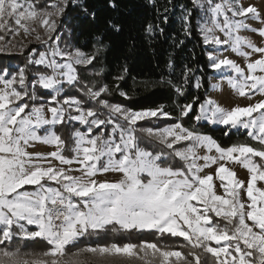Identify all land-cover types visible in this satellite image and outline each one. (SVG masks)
<instances>
[{
	"label": "snow or ice",
	"instance_id": "snow-or-ice-1",
	"mask_svg": "<svg viewBox=\"0 0 264 264\" xmlns=\"http://www.w3.org/2000/svg\"><path fill=\"white\" fill-rule=\"evenodd\" d=\"M71 2L86 16L95 18V12H89L87 0ZM69 3L70 0H55L49 4L53 9L49 11L36 8L31 0H0V42H5L7 35V44H11L21 31L25 36L35 35L36 40L45 44L51 41L48 51L39 52L35 58L33 50L29 58L28 62L38 68L31 82L23 68L14 74L7 68L0 70V244L15 237L40 238L50 245V250L40 257L25 259L19 250L5 249L0 251V264H65L62 257L68 245L109 229L182 237L190 251L183 253L149 242L122 246L112 243L81 251L105 259L138 257L143 264H201V252L211 254L214 264H264V188L257 187L258 181L264 182V99L225 109L208 98L195 116L196 121L203 119L249 130L248 135L261 144L260 149L247 144L221 147L212 137L180 122L162 129L138 130V121L158 114L170 118V114L162 106L134 111L112 104L104 98L109 92L106 84L97 86L81 79L78 68L93 65L107 46L102 37H96L92 54L79 48H61L58 21ZM194 3L208 16L200 27L203 43L215 46L217 52L228 46L245 58L242 67L227 56L220 58L209 51L210 66L216 70L230 69L235 75L228 77V83L240 96L250 92L264 94V43L258 45L240 34L249 31L264 41V9L252 3L245 5L241 0ZM109 6L115 8L116 4L109 0ZM191 15V10H185L188 36ZM164 19L166 22L167 17ZM249 21L260 26L253 27ZM36 25L43 29L46 38H42ZM110 26L119 31L117 25L110 22ZM157 30L163 32L158 26H146L149 34ZM5 47L6 44L0 45V51ZM191 71L186 69L185 83ZM124 72L127 73L126 66ZM101 74L102 70L96 73ZM65 86L81 91L97 106H85L84 99L63 95ZM201 86L198 79L196 87ZM38 89L51 93L46 103L39 102L43 97L37 94ZM175 90L183 95L182 87L176 86ZM191 110L192 104L183 105L180 115L187 116ZM253 113L258 115L253 117ZM65 121L85 126L84 131L73 133L70 157L64 155L65 141L54 131L56 125ZM41 129L43 135L39 134ZM138 131L169 151L142 147ZM35 143L56 150L47 154L29 152L27 149ZM182 143V147H177ZM201 148H206L203 155L199 154ZM213 149L217 155L210 154ZM170 157L183 161V166L174 168ZM254 157H259V161ZM52 159L61 165L79 167H56ZM229 162L249 172L247 182L227 167ZM213 165L215 172L205 173ZM74 171L80 175H72ZM108 172L117 173L120 178L96 179ZM214 177L219 180L223 195L217 194ZM25 186H34V190H26ZM241 191L246 199H242ZM214 218L223 223H214ZM27 226H36V230L30 231ZM211 242L218 246L213 247Z\"/></svg>",
	"mask_w": 264,
	"mask_h": 264
},
{
	"label": "trees",
	"instance_id": "trees-1",
	"mask_svg": "<svg viewBox=\"0 0 264 264\" xmlns=\"http://www.w3.org/2000/svg\"><path fill=\"white\" fill-rule=\"evenodd\" d=\"M113 2L116 4L115 8L109 6V0H87L89 12H95L93 19L70 1L64 16L59 20V28L63 32V37L65 35V41L72 42L85 53L94 52L96 37H102L107 46L93 65L78 68L85 83L95 82L97 86L106 84L109 92L104 94L105 99L134 111L157 109L162 106L163 110L170 114V118L166 117L167 122H180L184 127L207 134L221 147L227 148L236 144H247L258 149L262 147L248 135L247 131L230 130L224 126L213 127L209 123L195 120L199 106L205 102L210 91L214 69L208 59L210 49L203 43L200 32L201 12L194 0H113ZM79 3L80 0H76V4ZM185 10L192 11L190 36L185 34ZM110 22L117 25L119 31L111 27ZM148 24L158 26L163 32L157 30L154 34L147 33ZM30 48L31 46L19 55L0 54V70L7 68L11 73L23 68L28 82H31L38 68L28 62L31 56ZM125 66L127 73L124 72ZM186 69L192 71L188 73L185 83ZM101 70L102 74L96 75ZM121 75L124 78L117 80L116 77ZM198 79L202 85L199 88L196 87ZM176 86L182 87L183 95L176 92ZM37 94L43 97L42 101L51 96L48 90L38 89ZM63 94L84 99L85 106L89 104L92 107L97 106L95 101H88L83 93L75 88L65 86ZM187 104H192V110L187 116H181V107ZM146 124L147 122H144L136 127L139 130L141 125ZM76 125L78 124L72 121H65L54 128L65 141L63 149L65 156L72 155ZM138 135L141 136L142 147L169 151L139 131ZM169 159L174 168L183 166V161L178 158ZM25 189L33 190L34 186H26ZM214 220L220 221L216 218ZM144 242L156 243L158 246L183 253L190 251L187 241L182 237H173L170 234L160 236L155 231L114 232L109 229L81 237L75 245L67 246L66 252L67 256L71 255V260L75 261V264H143L138 257L133 260L119 257L101 260L92 258V253L81 250L112 243L122 246L126 243L140 245ZM49 247V244L40 238L25 240L15 237L11 242L0 244V251L19 250L23 257H30L41 255ZM211 261L210 255L201 252V264H214Z\"/></svg>",
	"mask_w": 264,
	"mask_h": 264
},
{
	"label": "rangeland",
	"instance_id": "rangeland-1",
	"mask_svg": "<svg viewBox=\"0 0 264 264\" xmlns=\"http://www.w3.org/2000/svg\"><path fill=\"white\" fill-rule=\"evenodd\" d=\"M31 2L38 9L47 8L49 11H51L53 9H51L48 6H49L50 3H55V0H31ZM241 2L244 3L245 5H247L249 3H252V4H255L257 7L264 9V0H241ZM200 12H201V17H200L199 23H200V27H201L207 21L208 16L205 14L203 9H200ZM9 23H12V21H9ZM58 23H59V21H58ZM249 23L252 24L253 27H259L260 26L258 23L253 22V21H249ZM36 28H37V31L42 36V38H46L45 37V33L43 32V29L40 28L39 25H36ZM58 32L61 33V41H60L61 48H65V49L77 48V47L74 46V44L72 42H70V41L66 42L65 41V35L63 37V32L60 31V28H58ZM0 34H2V33H0ZM217 34L221 35L219 32H217ZM240 34L250 37L258 45L264 43V41H262L261 37H259L258 35L254 34L252 32L242 31ZM223 38L224 37L221 35V39H223ZM7 40H8V37L6 35L5 42H0V45H5L6 44L5 50L0 51V54H6V55H16V54H18L19 55V54L24 53L31 46V48H30L31 49V52H30L31 55H32L33 49H34L36 54H37L35 56V58H38V53L39 52L48 51V45L51 44V41H49L48 44H45V43L42 42V40L41 41L36 40L35 35L25 36L22 31H21L20 36L16 37L11 42V44H7ZM20 44H22L23 46L22 47L19 46ZM207 46L210 49L209 51H213L214 54L220 56V58H223L224 56H227L228 58H231V59L237 61V63H239L242 67L245 65V58H243V57L237 55L236 53H234L233 51H231V49L228 46H222V49L219 52L215 51V46H213L211 44H209ZM245 50L248 51L247 48H245ZM253 58H255V57H253ZM17 72H18V70H15L14 72H11V73L14 74V73H17ZM234 75L235 74L230 69H227V68H221L220 70L214 69V73L211 76V88H210V91L208 93L207 99L211 98L212 100L216 101L217 104H219L221 107H223L225 109H231V108H233V107H235L237 105L243 107V106H247V105H250V104H255V103L259 102L260 100L264 99V94H260V93H256L255 95H253L250 92L247 96H240L228 83V77L229 76H234ZM214 86H216V87H214ZM0 87H2V85H0ZM63 93H64V91H63ZM25 99L27 100V98H25ZM49 99L50 98H48L45 101H39V102H45L46 103ZM202 104H204V103H202ZM122 106L127 108L124 105H122ZM127 109H129V108H127ZM257 115H258V113H253V117H255ZM245 119H247V118H245ZM200 121L201 122H205V123H209L213 127L224 126V127H228L230 130L233 129V130H239V131L240 130L241 131H247V132L249 131V130H246V129H243V128L236 129V128H231L230 126H226V125H222V124H213V123H211V122H209L207 120H203V119L200 120ZM67 122H69V121H67ZM72 122L78 124V125L75 126V131L76 130L84 131V128H85L84 125L79 124L78 122H75V121H72ZM144 122H147L146 126H142L141 125V128H139V129L149 128V127H151V128H161L162 129V128L169 127V126L177 123V122L169 123V122H167L166 117H161V116H159V114H158L157 117L145 118V119H143L141 121H138L137 125H140L141 123H144ZM198 133H200V132H198ZM39 134L43 135L44 134V130L41 129ZM203 135H207V134H203ZM207 136H209V135H207ZM250 137L252 139H254L252 136H250ZM254 140L257 141L256 139H254ZM183 143H186V142H183ZM183 143L180 144V145H177V147H182ZM27 150L29 152H31V153H44V154H47V153H49L51 151H55L56 149L54 147H52V146H49V145H46V144H43V143H35L32 146H30ZM205 152H206V148H201L199 150V154L200 155L205 154ZM210 154L211 155H217L215 149H213ZM253 159L255 161H258V159H260V158L259 157H254ZM200 163H203V161H200ZM52 164L55 165L56 167H65V168L71 167L73 169L79 167V165H77V164H73L71 166L61 165L59 163V161H57L55 159H52ZM227 167H229L230 169L234 170L235 173H236V176L239 179H241V180H243L245 182L248 181L250 174L241 165L233 164V163L229 162L227 164ZM215 168H216V166L213 165L211 168L205 169V173L215 172ZM205 173H202V175L205 174ZM72 175L78 176V175H80V172L74 171V172H72ZM119 178H120L119 174L112 173V172L104 173V174L98 175L96 177V179H98V180H109V181H115V180H118ZM213 182L216 184V189L215 190H216L217 194L223 195L224 192H223V189L220 187L219 180L216 177H214V181ZM52 186H56V185L52 184ZM257 187L264 188V182L258 181L257 182ZM26 190H28V189H26ZM29 191H32V190H29ZM241 197H242V199H246V197L243 194V191H241ZM216 219L218 220L219 218H216ZM215 222H218V221L214 220V223ZM219 222L223 223V221H219ZM27 227H28V229L30 231L31 230H36V226H27ZM211 244H212L213 247H217L218 246V245L215 244V242H211ZM49 250H50V247L46 251H49ZM176 251H179V250H176ZM207 254L210 255V257H212L211 254H209V253H207ZM40 256L41 255L24 257V258L25 259H33V258H37V257H40ZM91 257L95 258V259L99 258L101 260H106L105 258L96 256L94 254H92ZM46 259H50V257L46 258ZM62 259L65 261V264H75L76 263L75 261L71 260V255L67 256L66 249H65L64 256L62 257ZM131 260H133V259H131ZM212 261L214 262L213 258H212ZM212 261H211V263H212Z\"/></svg>",
	"mask_w": 264,
	"mask_h": 264
}]
</instances>
